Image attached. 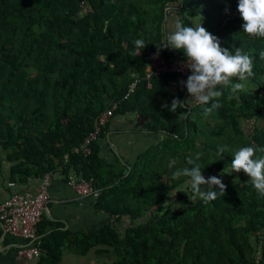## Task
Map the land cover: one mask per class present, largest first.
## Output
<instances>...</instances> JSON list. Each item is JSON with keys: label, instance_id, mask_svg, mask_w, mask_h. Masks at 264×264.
Returning <instances> with one entry per match:
<instances>
[{"label": "trees", "instance_id": "16d2710c", "mask_svg": "<svg viewBox=\"0 0 264 264\" xmlns=\"http://www.w3.org/2000/svg\"><path fill=\"white\" fill-rule=\"evenodd\" d=\"M238 2L0 0V165L8 162L9 181L19 184L56 172L70 179L76 172L97 192V212L109 215L104 224L79 233L56 226L45 235L54 222L41 221L37 264H61L65 251H94L109 259L106 264H264V196L250 177L225 184V194L208 204L189 198L190 178H173L178 169L192 167L187 160L198 153L203 175L229 177L222 171H231L232 152L264 147V123L258 124L264 122V38L243 32ZM173 13L178 24L202 23L222 47L242 48L254 60L248 90L238 99L224 90L222 107L207 118L203 106L191 102L188 110L163 107L175 97L191 99L181 83L188 75L162 73L151 78L150 87L144 79L156 53L169 63L186 60L182 50L158 49ZM140 38L144 49L134 45ZM114 102L91 153L77 152ZM130 115L140 118L141 130L164 138L133 162L118 156L109 163L100 140L114 117ZM245 122L253 123L249 131ZM223 146L230 151L221 154ZM125 217L129 225L120 230L114 222Z\"/></svg>", "mask_w": 264, "mask_h": 264}, {"label": "clouds", "instance_id": "9594fccd", "mask_svg": "<svg viewBox=\"0 0 264 264\" xmlns=\"http://www.w3.org/2000/svg\"><path fill=\"white\" fill-rule=\"evenodd\" d=\"M237 10L244 21L243 32L252 37L264 38V0H239ZM131 19L134 21L135 17ZM134 45L136 49H144L147 43L145 39L140 38L134 41ZM167 47L182 50L186 56L184 66L191 71L187 80L181 82L191 99L181 101L179 97H175L170 106L163 105L171 112L178 109L188 110L191 102L203 106L202 115L207 118L214 110L222 107L220 98L224 95V90H228L229 99H238L240 93L248 90L249 78L255 75L252 56L245 53L242 48H236L233 52L222 47L220 39L202 23L191 26L177 24L175 30L166 36L164 45L158 46V49ZM139 54L140 51L130 53L132 56ZM260 56L264 58V52H261ZM234 80L239 82H233ZM164 135L161 133L160 138L163 139ZM219 151L223 154L230 149L223 146ZM258 151L264 153V147L242 146L232 152L234 159L230 164L231 171L224 168L222 174L238 173L243 170L250 177L249 182L258 195L264 196V156H257ZM201 155L198 153L196 159L189 158L187 163L192 167L178 169L173 173V178H190L193 195L189 198L194 202L198 197L208 204L218 196L224 195L227 185L219 176L206 178L202 174L201 165L197 162ZM237 179L234 182L237 183ZM177 192L182 191L178 188ZM176 207H180V204H176Z\"/></svg>", "mask_w": 264, "mask_h": 264}, {"label": "crops", "instance_id": "0c3cea01", "mask_svg": "<svg viewBox=\"0 0 264 264\" xmlns=\"http://www.w3.org/2000/svg\"><path fill=\"white\" fill-rule=\"evenodd\" d=\"M135 119L134 115H130L116 116L111 120L110 133L105 139L100 140L101 156L107 162H116L118 156L125 161L133 162L139 153L160 138L141 130L140 122ZM9 168L10 164L6 161L0 165V199L14 193L35 191L39 188L41 179L38 178L23 184L11 183ZM49 192V209L44 213L41 221L45 223L46 220H50L54 223L46 228L45 235L56 226L79 233L107 222L109 215L97 212L93 205L94 197L79 194L71 185L70 179L61 173L51 174ZM28 244L29 242L23 238L6 232L0 221V264H37V259L30 260L19 253V250Z\"/></svg>", "mask_w": 264, "mask_h": 264}, {"label": "built area", "instance_id": "2783aa9c", "mask_svg": "<svg viewBox=\"0 0 264 264\" xmlns=\"http://www.w3.org/2000/svg\"><path fill=\"white\" fill-rule=\"evenodd\" d=\"M186 60L167 62L160 54L156 53L146 69L144 79L151 86L150 80L153 76L167 72H176L182 75H190L191 71L185 65ZM138 79H136L125 95L127 98L134 91ZM118 103L114 102L111 108H108L99 117V125L91 132L84 141L76 148V151L84 155H89L92 151L91 144L99 138L102 127L109 121L116 109ZM140 122V118L137 116ZM70 183L74 189L83 195H97L93 190L91 182L73 172L70 176ZM51 184V174H46L35 191L18 192L7 198L0 199V221L3 222L6 232L23 238L28 245L22 247L19 253L27 259H38L41 253V237L37 233V227L41 222L44 213L49 209L50 201L49 187Z\"/></svg>", "mask_w": 264, "mask_h": 264}, {"label": "rangeland", "instance_id": "374dc122", "mask_svg": "<svg viewBox=\"0 0 264 264\" xmlns=\"http://www.w3.org/2000/svg\"><path fill=\"white\" fill-rule=\"evenodd\" d=\"M178 18L177 16L173 13L170 15V17L168 18V28L170 29V33L172 31L175 30L177 24H178ZM136 121H139V119L137 118V116L135 117ZM264 122L262 120H260L258 122V124H263ZM253 123L252 122H245L244 127L247 131H249L252 128ZM156 139V138H155ZM150 140H152V138H150ZM153 141H155L153 139ZM206 178L211 177V176H206L204 175ZM241 177L243 178H249V176L247 174H245L243 172V170H241L240 172L236 173L233 172L231 174V176L227 177V176H222L220 177L222 179V181L224 182V184H230L234 181H236V179H240ZM237 179V180H238ZM174 199L173 197L170 198V200ZM157 210V209H156ZM148 215L144 216L142 218V220H147L148 219ZM117 226L120 228V230H124L128 225H129V218L125 217L123 220H121V222H116ZM109 262V259L103 255V256H99L97 255L94 251H92L91 253H89L86 256H80V255H75L73 253H70L68 251H66L64 253L63 256V260L61 264H106Z\"/></svg>", "mask_w": 264, "mask_h": 264}, {"label": "water", "instance_id": "95a60500", "mask_svg": "<svg viewBox=\"0 0 264 264\" xmlns=\"http://www.w3.org/2000/svg\"><path fill=\"white\" fill-rule=\"evenodd\" d=\"M165 21H166V20H165ZM124 163H126V162H124ZM1 224L4 225L3 222H1Z\"/></svg>", "mask_w": 264, "mask_h": 264}]
</instances>
